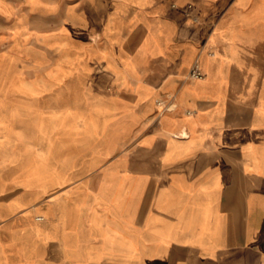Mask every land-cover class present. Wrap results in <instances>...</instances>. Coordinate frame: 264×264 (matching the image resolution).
<instances>
[{
  "label": "crops",
  "instance_id": "0c3cea01",
  "mask_svg": "<svg viewBox=\"0 0 264 264\" xmlns=\"http://www.w3.org/2000/svg\"><path fill=\"white\" fill-rule=\"evenodd\" d=\"M81 1L117 97L0 82V264H264V0Z\"/></svg>",
  "mask_w": 264,
  "mask_h": 264
},
{
  "label": "rangeland",
  "instance_id": "374dc122",
  "mask_svg": "<svg viewBox=\"0 0 264 264\" xmlns=\"http://www.w3.org/2000/svg\"><path fill=\"white\" fill-rule=\"evenodd\" d=\"M102 12L88 10L81 0H0V82L9 80V71L16 73L13 81L38 82L47 104L49 99L117 97V74L107 68L117 57L100 56L111 44L96 31L90 35L82 20ZM103 69L108 72L100 73Z\"/></svg>",
  "mask_w": 264,
  "mask_h": 264
},
{
  "label": "built area",
  "instance_id": "2783aa9c",
  "mask_svg": "<svg viewBox=\"0 0 264 264\" xmlns=\"http://www.w3.org/2000/svg\"><path fill=\"white\" fill-rule=\"evenodd\" d=\"M204 76V73L202 71V69L200 68L199 64L197 62H195L189 72H188V77L192 78V79H196V78H201Z\"/></svg>",
  "mask_w": 264,
  "mask_h": 264
}]
</instances>
